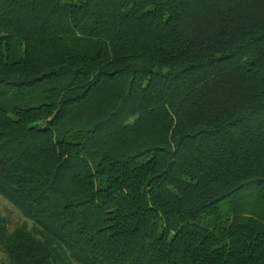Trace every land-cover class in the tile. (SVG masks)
<instances>
[{
	"label": "trees",
	"instance_id": "trees-1",
	"mask_svg": "<svg viewBox=\"0 0 264 264\" xmlns=\"http://www.w3.org/2000/svg\"><path fill=\"white\" fill-rule=\"evenodd\" d=\"M0 196L8 264H264V0H0Z\"/></svg>",
	"mask_w": 264,
	"mask_h": 264
},
{
	"label": "rangeland",
	"instance_id": "rangeland-1",
	"mask_svg": "<svg viewBox=\"0 0 264 264\" xmlns=\"http://www.w3.org/2000/svg\"><path fill=\"white\" fill-rule=\"evenodd\" d=\"M0 215L5 218L8 223V230L14 232L20 226L25 225L29 230L33 231L34 223L27 219L22 213L8 200L0 196ZM0 263H7L5 254L0 252Z\"/></svg>",
	"mask_w": 264,
	"mask_h": 264
}]
</instances>
